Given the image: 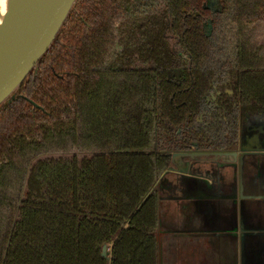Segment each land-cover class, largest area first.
<instances>
[{
    "label": "trees",
    "instance_id": "16d2710c",
    "mask_svg": "<svg viewBox=\"0 0 264 264\" xmlns=\"http://www.w3.org/2000/svg\"><path fill=\"white\" fill-rule=\"evenodd\" d=\"M219 3L236 30L242 112L264 113V0ZM205 4L76 0L20 96L0 110V264H157V196L147 194L167 153L184 150L165 149L170 127L207 85L194 71L192 95L178 96L165 72L183 63L174 40L202 58ZM74 148L92 155L51 156Z\"/></svg>",
    "mask_w": 264,
    "mask_h": 264
},
{
    "label": "water",
    "instance_id": "95a60500",
    "mask_svg": "<svg viewBox=\"0 0 264 264\" xmlns=\"http://www.w3.org/2000/svg\"><path fill=\"white\" fill-rule=\"evenodd\" d=\"M75 3L7 0L0 22V110L20 96ZM218 4L206 0L205 7ZM167 156L147 194L157 196V264H264V121L241 131L234 146ZM160 199L176 211L169 225L159 220ZM110 249L111 243L103 245L101 256L109 259Z\"/></svg>",
    "mask_w": 264,
    "mask_h": 264
},
{
    "label": "flooded vegetation",
    "instance_id": "af4514ba",
    "mask_svg": "<svg viewBox=\"0 0 264 264\" xmlns=\"http://www.w3.org/2000/svg\"><path fill=\"white\" fill-rule=\"evenodd\" d=\"M149 1L157 2L159 9L166 3V0ZM229 15V13L221 14L220 3L211 8L206 7V14L200 24V33L206 40L207 46L198 47L199 55L202 56L198 63L184 45L178 40L173 41L176 54L183 60L182 66H184L178 65L166 69L165 75L167 81L172 82L176 87H181L177 89L176 94L184 97L192 95L188 91L192 89L194 71H198L196 74H200L202 80L207 81V85L196 98V110L186 114L181 125L170 127V133L165 140L167 150L221 149L234 146L239 140L241 131L264 121V113L261 111L256 114H243L239 96L234 92L238 73L235 61L236 30L232 28ZM165 16L169 18V14ZM117 25L115 23L110 29L112 34L116 32ZM117 41L115 39L113 44L107 46L112 56L121 50ZM69 110V116L72 117L74 115L72 104H69ZM65 116H68L67 113Z\"/></svg>",
    "mask_w": 264,
    "mask_h": 264
},
{
    "label": "rangeland",
    "instance_id": "374dc122",
    "mask_svg": "<svg viewBox=\"0 0 264 264\" xmlns=\"http://www.w3.org/2000/svg\"><path fill=\"white\" fill-rule=\"evenodd\" d=\"M72 154L78 155L79 158H81L82 156L90 157L92 155L90 153L79 152V151H77L75 149V150H73V152H70L68 154L53 153L51 156H54V157H56V156L70 157V156H72ZM158 193H159V197L161 198V196H163L162 195L163 192L158 191ZM160 200H159V203H158L159 220L161 222V225H164V224L169 225L170 222H172L173 220L176 219L174 217V214L176 213V211L175 210H172V211L168 210L167 203L164 200H163V202H162V200L161 201ZM181 216H182V214H181ZM183 216H185V214H183Z\"/></svg>",
    "mask_w": 264,
    "mask_h": 264
},
{
    "label": "bare ground",
    "instance_id": "6f19581e",
    "mask_svg": "<svg viewBox=\"0 0 264 264\" xmlns=\"http://www.w3.org/2000/svg\"><path fill=\"white\" fill-rule=\"evenodd\" d=\"M7 0H0V22L2 21L3 15L7 9Z\"/></svg>",
    "mask_w": 264,
    "mask_h": 264
}]
</instances>
